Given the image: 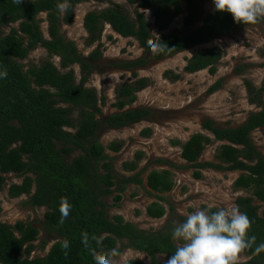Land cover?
<instances>
[{
  "label": "trees",
  "instance_id": "1",
  "mask_svg": "<svg viewBox=\"0 0 264 264\" xmlns=\"http://www.w3.org/2000/svg\"><path fill=\"white\" fill-rule=\"evenodd\" d=\"M88 2L109 7L85 16L83 26L89 36L86 46L98 43L103 26L108 25L119 37L135 39L144 53L152 54L156 60L210 44L239 27L264 25V18L255 24H238L229 14L214 9L199 29L192 30L202 17V4L212 3V0H129L138 9L133 19L112 0H0V192L5 185L3 176L22 178L20 184L9 186L8 197L26 196L30 198V206L45 208L43 225L47 233L59 238L45 257L30 259L35 249L33 243L39 236L38 229L22 222L13 226L0 223V264H94V254H106L124 242L127 248L149 257L150 264H158L159 256L168 260L177 247L172 238L173 229L167 233L146 234L119 216L112 220L107 217L105 199L115 191L114 200L118 203L128 185L143 186V180L135 174L123 177L122 184L118 183L105 149L99 143L89 142L99 127V100L94 90L84 88L86 76L75 85L73 72L68 69L80 65L84 71H89V65L81 61L75 45L66 42L60 33L62 24L72 23L75 7ZM145 12L152 13L160 33L158 37L149 28ZM40 14H46L47 38L37 20ZM178 15L184 16L183 27L188 32L165 33ZM4 27L11 29L4 33ZM37 48L43 49L49 58L58 57L62 71L49 61L24 71L21 62ZM90 58L99 59V50H94ZM221 59L219 48L203 49L187 60L185 70L190 74L206 70L213 76ZM144 64L145 61L138 60L120 67L134 68ZM146 85L145 80L123 85L114 107L121 111L133 104L135 93ZM246 85L251 104L260 111L251 114L236 129H220L211 121L203 124V129L216 142L225 143L216 158L226 169L197 163L210 143L200 134L192 136L182 146L180 156L194 168L244 173L234 182L236 189L251 193L249 198L236 200L237 210L246 214L250 221L242 252L249 258L248 264H264V211L260 216L258 207L253 205V199L264 204V158L251 141V133L264 128V83L259 89L249 83ZM218 88L219 84L210 91ZM100 103L103 105L104 99L101 98ZM75 112L77 115L73 118ZM148 116L146 110L125 111L111 116L107 124L111 129H120L144 121ZM147 134V130L143 131V135ZM107 150L117 153L120 146L113 143ZM76 151L81 155L68 162L67 158ZM123 168L134 173L138 165L131 162ZM194 176L200 178L199 173ZM146 183L150 191L159 195H155L159 201H163L160 195L173 189L168 171L150 172ZM146 215L159 220L165 216V209L152 203L146 208ZM64 241L68 242L67 248L63 246ZM44 247L45 243L41 249ZM124 248L117 250L122 252ZM132 264L144 263L134 260Z\"/></svg>",
  "mask_w": 264,
  "mask_h": 264
},
{
  "label": "rangeland",
  "instance_id": "2",
  "mask_svg": "<svg viewBox=\"0 0 264 264\" xmlns=\"http://www.w3.org/2000/svg\"><path fill=\"white\" fill-rule=\"evenodd\" d=\"M112 2L122 7L130 18H134L135 11L138 10L136 5H131L129 0ZM108 7V4L95 2L78 5L73 10L72 23L62 24L60 27L65 41L73 43L81 61L89 65V71H84L80 65L68 69L73 72L75 85H79L86 76L84 88L94 90L99 100V127L89 142L99 143L105 149L118 183L122 184L123 177L128 178L135 174H139L143 180V186L128 185L121 194L120 202L116 203L114 200L117 196L115 191L105 199L108 219L119 216L124 222L132 224L146 234L162 231L167 233L182 223L186 214L195 210V207L218 210L220 207L231 205L237 209L238 198L251 197L249 191L239 190L234 186V182L244 174L243 172L194 168L183 161L180 155L182 146L192 136L200 134L207 137L210 143L205 146L197 163L226 167L216 158L219 148L225 143L216 142L214 137L203 129V124L211 121L220 129H236L242 126L251 114L260 111L256 105L251 104L246 83L255 89H259L264 83V25L239 27L210 44L156 60L152 54L146 55L135 39L119 37L108 25L103 26L98 43L86 46L89 36L83 26L85 16L101 12ZM202 9V17L192 30L202 26L204 18L213 12L214 5L204 3ZM145 18L152 33L158 37L160 33L154 25L152 13L145 12ZM183 19V15L176 16L165 33H187L188 30L183 27ZM37 20L44 37L47 38L46 14H40ZM10 29L11 27H4L3 31L8 33ZM211 47L222 51L216 74L212 76L206 70L192 74L186 72L187 60L199 51ZM94 50L100 52V58L97 60L90 58ZM138 60L145 61V64L134 68L120 67ZM44 61L51 62L61 70L59 58H49L41 48L31 52L21 65L26 71L31 66H40ZM138 80H145L147 85L135 93V102L121 111L116 109L114 106L117 103L118 91L123 85H132ZM217 84L219 88L211 92L210 88ZM101 98L104 99L103 105L100 103ZM262 101L264 104V95ZM133 110H146L149 116L144 121L120 129H111L107 124L111 116ZM76 115L77 112L73 118ZM145 130L148 131L147 135H143ZM251 141L264 158V128L252 132ZM113 143L120 146L119 152L107 150ZM60 148L58 146V149ZM80 155L81 153L76 151L67 161L72 162ZM131 162L138 165L134 173H128L123 168L124 164ZM152 171H168L171 174L173 189L168 194L160 195L163 201L157 200V194L147 188L146 177ZM195 173H199V179L195 178ZM3 177L5 185L0 192V223L13 226L22 222L37 228L39 236L33 243L35 249L30 259L45 257L51 246L59 241L57 236L47 233L43 225L46 209L30 206V198L26 196L10 199L7 194L9 186L20 184L22 178L15 175ZM152 203H157L165 209L163 218L152 220L147 217L146 208ZM209 205L212 207L208 208ZM253 205L258 207V214L262 216L264 204L253 199ZM173 241L176 246L183 243L174 239ZM43 243L45 247L41 249ZM122 246H125L123 251L129 249L126 242L117 249ZM133 252L137 254L135 260L150 264L149 257ZM248 261L249 258L241 250L233 258L232 264H248ZM158 264H167V259L159 256Z\"/></svg>",
  "mask_w": 264,
  "mask_h": 264
},
{
  "label": "clouds",
  "instance_id": "3",
  "mask_svg": "<svg viewBox=\"0 0 264 264\" xmlns=\"http://www.w3.org/2000/svg\"><path fill=\"white\" fill-rule=\"evenodd\" d=\"M212 3L216 12L229 14L238 24H255L264 18V0H212ZM249 228L247 215L231 205L215 211L195 207L172 231V238L183 243L176 247L167 264H232L233 258L246 247ZM63 246L67 248L68 242L64 241ZM136 258L131 249L123 252L112 249L106 254H94L93 262L132 264Z\"/></svg>",
  "mask_w": 264,
  "mask_h": 264
}]
</instances>
